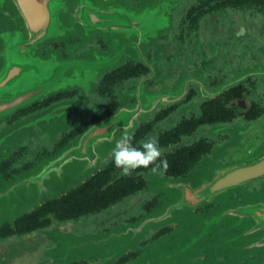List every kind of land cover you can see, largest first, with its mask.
Instances as JSON below:
<instances>
[{"label": "flooded vegetation", "instance_id": "af4514ba", "mask_svg": "<svg viewBox=\"0 0 264 264\" xmlns=\"http://www.w3.org/2000/svg\"><path fill=\"white\" fill-rule=\"evenodd\" d=\"M110 4L109 14L102 4L98 12L112 18L110 31H60L62 39L42 46V57L52 54L59 65L74 57L99 70L103 54L114 50L115 56L98 75L93 70L92 80L57 87V79L50 93L0 119V134L19 128L3 146L0 186L141 102L147 114L128 131L132 144L140 148L146 137H158L169 167L163 175L150 167L124 176L114 164V145L80 181L19 214L0 216V264H154L147 252L173 239L178 248L167 246L164 264H233L226 252L233 250L232 228L250 224L259 226L260 258L264 0ZM142 6L143 14L133 11ZM20 50L21 58L31 55ZM10 63L5 51L0 82ZM205 229L213 245L227 242L225 251H177Z\"/></svg>", "mask_w": 264, "mask_h": 264}, {"label": "water", "instance_id": "95a60500", "mask_svg": "<svg viewBox=\"0 0 264 264\" xmlns=\"http://www.w3.org/2000/svg\"><path fill=\"white\" fill-rule=\"evenodd\" d=\"M110 3L111 0L110 2L109 0H0V71L4 64V52H10L9 45L15 50L24 47V51H29L31 54L22 58L25 65L10 63L11 71L7 74L9 77L0 82V119L6 117L7 112H11L14 108L24 106L29 101L50 93L52 89L54 90L52 84L57 79L59 80V83H56L57 87L61 84L76 87L86 82L87 78L92 80L95 76L93 70L98 75L101 70L112 65L114 50L110 54H103L104 64L99 70L89 68L83 60L74 57L68 60L66 65H59L57 57L54 58L52 54L42 57L41 54L44 44L62 39L60 31L79 36L97 31H110L113 28L112 18L107 21V17H98L99 4L105 6L109 14ZM133 11L143 14L144 7L142 6L138 12ZM11 80L12 87L6 89L5 85ZM146 109L147 107L141 102L121 110L112 118L96 124L76 137L67 146L36 164L32 169L9 182L2 183L0 216L10 217L19 214L83 179L99 166L102 158L107 156L108 151L115 145L116 139L124 132L130 131L138 120L145 117ZM17 131L19 128L0 134V156L3 155L4 143ZM235 232L238 235H234L231 240L233 250L226 251L231 252L229 257L232 258L233 264H240L242 258H246L247 264H264V253L259 258V226L250 224L244 228H232V233ZM207 236L208 230L205 229L194 236L192 243L184 244L182 251L181 249L177 251L202 252L213 247L219 251L226 250L227 242L222 241L213 245ZM169 245H175L174 239L163 241L156 247L163 248ZM240 246L244 256L242 258ZM153 249L155 250L153 247L149 253L152 254ZM184 259L187 260L186 255Z\"/></svg>", "mask_w": 264, "mask_h": 264}, {"label": "clouds", "instance_id": "9594fccd", "mask_svg": "<svg viewBox=\"0 0 264 264\" xmlns=\"http://www.w3.org/2000/svg\"><path fill=\"white\" fill-rule=\"evenodd\" d=\"M132 140L133 136L124 132L112 150L115 167L121 174L131 176L137 169L151 167L153 174L163 175L169 164L167 159H161L163 152L158 137L151 135L146 137L140 148L134 147Z\"/></svg>", "mask_w": 264, "mask_h": 264}, {"label": "rangeland", "instance_id": "374dc122", "mask_svg": "<svg viewBox=\"0 0 264 264\" xmlns=\"http://www.w3.org/2000/svg\"><path fill=\"white\" fill-rule=\"evenodd\" d=\"M8 49H10L9 54H10V60L12 63L18 64V65H25L24 60L20 57L22 54L20 49L15 50V48L11 45L8 46ZM178 243L175 244V247L177 245V248H178ZM154 248H155V250L153 249L154 252H153V256H152L151 260L156 261L157 264H164V261L166 260V256H167V254H169V247L164 246L163 248H159V247L154 246ZM147 253H149V251ZM143 254H144V258L142 259L141 263H143L147 257L146 251ZM149 255H151V254H148V256ZM156 263H154V264H156ZM203 264H208V263L204 262Z\"/></svg>", "mask_w": 264, "mask_h": 264}, {"label": "bare ground", "instance_id": "6f19581e", "mask_svg": "<svg viewBox=\"0 0 264 264\" xmlns=\"http://www.w3.org/2000/svg\"><path fill=\"white\" fill-rule=\"evenodd\" d=\"M139 21H140V25H142V26H143V24H142V20H139ZM142 26H141V27H142ZM21 68H22V66H21Z\"/></svg>", "mask_w": 264, "mask_h": 264}]
</instances>
